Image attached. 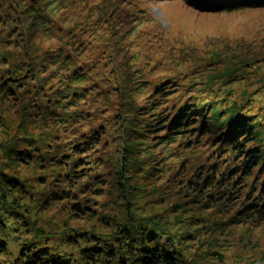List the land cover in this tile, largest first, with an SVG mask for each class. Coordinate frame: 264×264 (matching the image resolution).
<instances>
[{
	"label": "rangeland",
	"instance_id": "rangeland-1",
	"mask_svg": "<svg viewBox=\"0 0 264 264\" xmlns=\"http://www.w3.org/2000/svg\"><path fill=\"white\" fill-rule=\"evenodd\" d=\"M86 1V9L99 3L79 0V6ZM146 1L140 4L144 18L129 26H115V17L102 14L101 5V14L96 6L90 9L93 28H83L88 16L83 11L78 18L69 13L63 26L34 34L29 21L22 23L18 11L16 16L0 0V243L7 249L0 264H17L20 250L29 244L48 247L74 264H136L139 250L153 245L174 249L179 264H264V221L238 220L241 201L230 197L236 193L232 189L229 199L223 196L212 204L206 193L193 189L197 165L205 168L213 161L212 168L224 171L230 161L223 160L226 148H218L219 142L205 134L192 138L189 149L181 140L163 149L145 130L134 128L137 124L125 127L123 134L119 123L122 114L132 119L128 113L137 107L140 118L148 115L142 111L147 96L132 90L131 74L139 75L138 81L137 73L143 72L148 81H180L182 89L207 106L209 115L232 106L251 116L264 142V8L212 14L191 0ZM97 15L106 29L96 25ZM112 52L114 63L103 67L99 62L110 59ZM58 53L88 71L78 84L86 89V100L77 107L62 108L59 102L38 109L36 92L62 93L68 75L62 74L65 68L47 65L24 91L25 77L31 74L23 61ZM121 71L130 75L127 82L115 77ZM6 85L15 99L3 93ZM107 85L120 87V93H111ZM75 109L79 116L69 119ZM96 130L105 131L84 157L77 149ZM80 159L89 161V173L99 174L102 184L92 187L86 179H66L88 167ZM65 191L70 197L60 198ZM149 230L156 241L147 240ZM91 247L105 254L86 257Z\"/></svg>",
	"mask_w": 264,
	"mask_h": 264
},
{
	"label": "trees",
	"instance_id": "trees-1",
	"mask_svg": "<svg viewBox=\"0 0 264 264\" xmlns=\"http://www.w3.org/2000/svg\"><path fill=\"white\" fill-rule=\"evenodd\" d=\"M106 1L107 0H99L97 5L94 1L91 5L89 4L90 7L88 9H86L87 1L85 2V6H79V0H35L33 3H24L23 0H2V3L6 2L8 6L13 9L14 13L15 10H17L19 16L16 13L15 15L18 16L19 20L21 18L22 23L28 20L29 30L34 34L40 32L42 28L46 30L51 29L50 27L53 26H63V22H65V24L68 23L70 14L78 18L83 11L88 15L85 18L86 23L83 24V28H93L94 23H90L89 21L91 20L90 16H92L90 11L96 6L98 7L96 9H98L100 13L102 11L101 5L103 6L102 14L107 12L112 18L115 17L113 20L115 26H129L130 21L142 20V18H144L142 15L143 7L140 4L142 2L143 5L146 4V0H109V4H104ZM191 1L193 4L198 3L196 5L200 6L199 10L212 14L223 12L232 13L239 11V9L264 8V0ZM120 14L121 18L118 17ZM11 17L14 19V15H11ZM97 17L96 25H104L106 29V25L100 23L102 20L101 17L98 15ZM22 23L17 24L23 27L24 25ZM155 24L156 28L162 27L160 23ZM68 29H66V32ZM99 39L101 41L100 44L106 46L104 39ZM30 46L31 45H29V47ZM29 47L28 49L30 50ZM234 48L236 49L237 46H234ZM244 49L249 51L250 48ZM244 49L243 53H246ZM116 54L117 53H115V55ZM132 56H134V54ZM114 58V52H112L110 59H105L99 63L103 65V67H108L114 63ZM211 59L212 58L209 60ZM111 60L113 61L111 62ZM23 63L26 64V67H29L28 70L31 74L30 76H26L28 72H24V76H26L25 83L22 85V88H25L24 91L28 90L26 89V85L30 80H33V83L37 80L36 78L41 72L40 68L46 67L47 65L57 66V69L65 68V70L62 69V74L63 76L68 75L67 82L64 84L63 88H61V90H64L62 93H60L61 91H58V89H55L48 95L43 96L42 94L39 96L36 92L37 99H39L37 101L38 109L42 108L46 110L49 105L58 104L59 102H61L59 104H64L62 108L65 104H72L71 107H77L76 104L78 101L86 100V89L78 84L86 80L88 71H84L79 68V66H75L72 58L67 54L58 53L51 57H45L42 60H38L36 57L31 56L27 61H23ZM133 65L134 63L130 64L129 68H133ZM144 65H147V63ZM21 67L22 70L26 68L23 65H21ZM137 74L141 75L138 81L136 80L139 75L136 77L131 74L133 83H135L132 90L141 96H147L146 104L142 107V111L148 115L140 118L137 114L138 107L128 113L134 115L132 119H129L125 114L120 115L119 123L121 124L122 133L124 134L127 132L125 127L137 124L136 126L134 125V128H137L140 132L145 130L147 135L152 136L149 138L156 139L157 144L162 145L163 149L166 148L167 144H173L178 140H181L179 144H183L189 149L192 145L191 141L195 136L208 134V140L211 139L212 141L216 140L219 142L217 145L219 146L218 148L221 147L220 145L226 148L227 151L222 153L224 154L223 156H225L223 160H230L228 164L233 161L235 162L229 166L227 164V167L222 173H220L221 171L219 170L220 166L216 169L212 168L213 165H215L213 161L205 168L201 165H197L192 175L194 182L196 181L197 188H192L199 194L206 193V200L210 204L216 202V200L223 196V199H229L227 191L232 189L236 193H233L230 197L237 198V202H239V200L241 201L236 209L238 220L247 223L264 221V142L261 141L262 133L258 123H253L249 119L251 117L249 115L244 116L239 114L238 110L234 109L232 106L223 111H213L212 114L209 115V113H207V106L201 103L200 100H195L192 95H189V90L182 89L180 81L173 80L172 77H164V79H159L158 81H148L145 79L143 72ZM115 77L121 78L123 81L127 82L130 75L121 71V74L116 73ZM29 87L27 86V88ZM41 87L42 85H40V88ZM3 88V93H7L9 98L15 99L13 98L15 93L11 90L10 86L6 85L3 86ZM105 88H107L108 91L111 89V93H120V87L115 88L107 85ZM7 89L10 94L7 92ZM75 90L77 92H74ZM174 90H179V92L177 91L178 93L176 92L172 95V91ZM74 93H76V100L74 98ZM105 93H107V91ZM73 111V113L68 115L69 119H72L73 116H79L76 115V109ZM147 119L148 121L145 125ZM104 131L105 130L92 131V133L85 137V140L77 149L81 155L88 157V154L92 152V150H95L101 141V136ZM195 131L196 134L194 133ZM78 161L83 162V164H81L82 166L88 165V167H81L80 170H74L73 173L77 175H68L66 177L68 181H74V183H76L77 180L86 179L88 181L87 185L90 183L92 187H96L100 183L102 184L103 181L99 174L92 175L89 173L91 168L89 167V161H83L82 159ZM64 164L67 163L64 162ZM226 169L228 173L225 171ZM8 183L13 188H16L14 183ZM59 197L63 199L69 198L70 193L66 191L62 192V195H59ZM77 210L81 211L80 207H77ZM6 251L5 245L0 243V254H5ZM87 251H89V253L85 254L86 257L94 255L95 257H100L103 253L105 254L103 250L97 247H91ZM109 256L112 255L109 254ZM178 256L179 253L172 248L159 249L158 245L146 246L139 250V257L135 263L179 264ZM17 264L74 263L69 258L54 253L48 247H36L35 245L29 244L20 250Z\"/></svg>",
	"mask_w": 264,
	"mask_h": 264
},
{
	"label": "water",
	"instance_id": "water-1",
	"mask_svg": "<svg viewBox=\"0 0 264 264\" xmlns=\"http://www.w3.org/2000/svg\"><path fill=\"white\" fill-rule=\"evenodd\" d=\"M146 238L148 241H156L157 237L154 234V232L152 230H149L146 234Z\"/></svg>",
	"mask_w": 264,
	"mask_h": 264
}]
</instances>
